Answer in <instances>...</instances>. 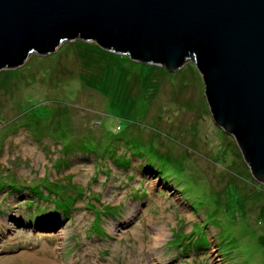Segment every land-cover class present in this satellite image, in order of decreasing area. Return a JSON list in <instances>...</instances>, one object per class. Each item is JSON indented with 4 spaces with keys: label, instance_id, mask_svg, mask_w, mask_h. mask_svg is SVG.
Instances as JSON below:
<instances>
[{
    "label": "rangeland",
    "instance_id": "rangeland-1",
    "mask_svg": "<svg viewBox=\"0 0 264 264\" xmlns=\"http://www.w3.org/2000/svg\"><path fill=\"white\" fill-rule=\"evenodd\" d=\"M0 264H264V184L193 61L75 39L0 69Z\"/></svg>",
    "mask_w": 264,
    "mask_h": 264
},
{
    "label": "water",
    "instance_id": "water-1",
    "mask_svg": "<svg viewBox=\"0 0 264 264\" xmlns=\"http://www.w3.org/2000/svg\"><path fill=\"white\" fill-rule=\"evenodd\" d=\"M75 39L168 70L193 61L264 184V0H0V69Z\"/></svg>",
    "mask_w": 264,
    "mask_h": 264
},
{
    "label": "trees",
    "instance_id": "trees-1",
    "mask_svg": "<svg viewBox=\"0 0 264 264\" xmlns=\"http://www.w3.org/2000/svg\"><path fill=\"white\" fill-rule=\"evenodd\" d=\"M96 144V143H95ZM95 144H93L91 141H88V143L86 144L87 145V147H90V148H97V146L95 145ZM113 145H112V142H109L108 144H107V148H111ZM89 148V149H90ZM99 148V147H98ZM100 149V148H99ZM112 149V148H111ZM100 151V150H99ZM38 189V188H37ZM37 192H38V190H37ZM39 194H42V191L41 190H39V192H38ZM63 208H65V209H68L69 208V206H70V204L67 202V201H64V202H60L59 203ZM194 238L192 237L191 238V240H193ZM201 240H205V238H203V239H197L196 240V244L197 245H201V244H204V241H201ZM206 241H207V239H206Z\"/></svg>",
    "mask_w": 264,
    "mask_h": 264
},
{
    "label": "bare ground",
    "instance_id": "bare-ground-1",
    "mask_svg": "<svg viewBox=\"0 0 264 264\" xmlns=\"http://www.w3.org/2000/svg\"><path fill=\"white\" fill-rule=\"evenodd\" d=\"M55 51H56V50H55ZM55 51H54V52H55ZM52 53H53V52H52ZM29 57H30V56H29Z\"/></svg>",
    "mask_w": 264,
    "mask_h": 264
}]
</instances>
